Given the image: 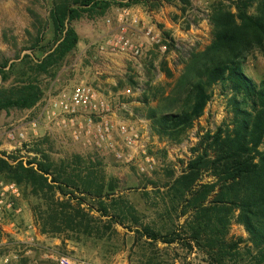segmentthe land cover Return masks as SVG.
<instances>
[{"label": "trees", "instance_id": "obj_1", "mask_svg": "<svg viewBox=\"0 0 264 264\" xmlns=\"http://www.w3.org/2000/svg\"><path fill=\"white\" fill-rule=\"evenodd\" d=\"M163 1L168 0H54L52 40L42 45L37 37L31 53L0 63V112L40 103L44 79H55L78 48L81 36L74 21L105 15L113 6ZM179 1L182 10L192 6L191 0ZM229 1L211 6L212 39L183 60L172 91L158 96L145 89L143 106L136 108L143 110L155 135L177 143L204 115L216 85L227 97L229 116L215 130L199 134L190 157L179 160V173L167 168L168 182L154 184L166 188L164 213L171 224L153 226L131 209L125 211L102 163L80 154L56 159L36 141L18 150L25 155L0 152V180L21 188L43 234L60 237L63 244L101 242L108 230L117 233L121 225L149 244L197 248L209 264H264V77L257 81L244 68L248 55L264 48V0ZM163 37L167 51L181 53L169 31ZM36 51L41 55L35 56ZM163 70L172 75L167 63ZM130 82L138 86L133 76ZM234 224L248 236L232 235ZM38 264L58 263L48 258Z\"/></svg>", "mask_w": 264, "mask_h": 264}, {"label": "rangeland", "instance_id": "obj_2", "mask_svg": "<svg viewBox=\"0 0 264 264\" xmlns=\"http://www.w3.org/2000/svg\"><path fill=\"white\" fill-rule=\"evenodd\" d=\"M218 1L191 0L192 6H187L186 10L181 9L179 0L134 5L142 20L139 29L132 30L133 37L135 41L144 43L143 53L137 57L110 50L101 51L98 48L101 42L120 29L117 16L122 7L113 6L105 15H85L73 22L81 36L78 48L55 79H44L45 93L41 101L51 94L71 90L81 82L90 84L109 103V113L115 125L127 122L139 131L141 138L138 144L128 146L116 129L112 132L111 140L109 138L101 146L94 142L93 136L90 143L76 140L73 136L74 127L71 125L65 127L53 123L48 127L41 123L36 133L29 124L37 114L36 105L31 109L0 112V152L25 155V150H18L25 144L40 141L56 159L80 154L86 159L90 158L92 162H100L107 182L116 188V200L122 203L125 211L131 209L144 223L153 226L171 224L164 213L166 188L155 187L154 184L168 182L167 168L175 167L179 173V160L190 157V148L197 143L199 134L215 130L229 116L226 110L227 97L221 86L216 85L204 115L196 121L185 138L177 143L155 135L150 121L142 115L143 110L136 111V108L143 106L140 99L145 89L152 88L148 92L150 95L169 94L183 71V60L191 51L202 50L210 43L212 27L208 17L211 6ZM53 5L54 0H0V63L3 60L11 63L24 54L31 53V48L36 46L37 37L41 36L42 45L52 40L50 12ZM109 18L112 20L110 23L107 21ZM151 24L171 32L181 53L175 49L163 51L150 42L145 36L144 26ZM40 55L36 51L35 56ZM164 63H167L172 75H167L163 70ZM244 68L257 81L264 77V48L252 51L245 60ZM130 76L138 82L137 87L132 86ZM128 89H131V93L127 92ZM152 104H156V101H152ZM80 125L86 127L84 117L80 118L76 127ZM16 126L25 133L24 138L18 135V131L14 133V139L8 137L9 131ZM110 141L114 143V148L108 145ZM117 151L123 152L121 159L117 157ZM144 151L155 158V166L148 172H140L135 162V159L144 162ZM17 202L23 208L15 216L17 233L26 235V222H29L31 215L34 218L33 210L23 195ZM36 224L42 233L40 225ZM117 228V233L108 230L105 240L101 242L85 240L66 241L63 244L62 238L47 236L49 242L61 239L60 245L47 244L39 238L28 243L15 236H5L0 231V264H38L41 260L50 258L51 253L59 257H70L77 264H209L205 254L197 248L190 250L178 243L168 245L160 241L149 244L146 238L137 239L131 230L121 225H117ZM231 234L248 236L244 227L239 224L232 226ZM6 257L8 263L3 262ZM53 260L58 263L57 259Z\"/></svg>", "mask_w": 264, "mask_h": 264}, {"label": "built area", "instance_id": "obj_3", "mask_svg": "<svg viewBox=\"0 0 264 264\" xmlns=\"http://www.w3.org/2000/svg\"><path fill=\"white\" fill-rule=\"evenodd\" d=\"M117 17L120 22V29L101 42L98 45L99 50H110L135 57L140 56L144 50V43L135 41L132 33V30L139 29L141 24L140 12L133 6L122 7L118 10ZM107 21L110 23L112 20L109 18ZM144 27L146 38L158 45L161 50L167 51L163 30L155 24ZM127 92L131 93V89H128ZM110 111V105L104 95L92 85L81 82L71 90H62L58 94H51L40 101L37 114L34 119L29 121V124L36 133L41 123L48 127L53 123L65 127L71 125L74 127L73 136L76 140L90 143L93 136L94 142L99 146L109 138L111 140L112 132L116 129L128 146L138 144L141 138L139 131L127 122H119L115 125ZM82 117L85 118L86 127L83 125L76 127ZM16 131L21 138L25 137V133L17 126L9 131L8 137L14 139ZM108 145L112 148L115 147L112 141ZM144 153V162H139L133 156L140 172L151 171L155 166V158L145 151ZM116 155L121 159L123 152L117 151ZM21 197V188L15 182L0 180V231L5 236L11 237L18 232L15 216L23 211L22 206L17 202ZM25 231L26 237L22 238L23 241L29 243L38 239L39 227L35 222H29ZM49 257L57 259L59 264H77L67 256L59 257L57 254L51 253ZM3 262L8 263V257Z\"/></svg>", "mask_w": 264, "mask_h": 264}, {"label": "crops", "instance_id": "obj_4", "mask_svg": "<svg viewBox=\"0 0 264 264\" xmlns=\"http://www.w3.org/2000/svg\"><path fill=\"white\" fill-rule=\"evenodd\" d=\"M171 33V32H170ZM29 222H34V218H33V215H31L30 219L28 220ZM29 222H26V225L29 223ZM15 237L19 238V239H22V238H25L26 236L24 234H15L14 235ZM38 238L41 239L42 241H46L47 244L51 243V244H55V245H60L61 244V239H55L54 242H49V238L47 237V235L45 234H42L40 231H38Z\"/></svg>", "mask_w": 264, "mask_h": 264}]
</instances>
